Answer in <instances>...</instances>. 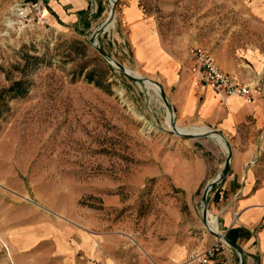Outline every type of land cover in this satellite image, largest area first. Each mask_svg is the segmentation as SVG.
<instances>
[{
    "label": "rangeland",
    "instance_id": "1",
    "mask_svg": "<svg viewBox=\"0 0 264 264\" xmlns=\"http://www.w3.org/2000/svg\"><path fill=\"white\" fill-rule=\"evenodd\" d=\"M32 1L0 0V264H199L212 238L205 187L191 196L175 174L195 183L227 153L215 138L173 134L162 98L91 45L112 0L98 1L104 15L87 34L23 19ZM164 1L172 30L223 70L250 64L247 78L264 85V18L249 0ZM123 5L97 41L148 78L118 40Z\"/></svg>",
    "mask_w": 264,
    "mask_h": 264
},
{
    "label": "crops",
    "instance_id": "2",
    "mask_svg": "<svg viewBox=\"0 0 264 264\" xmlns=\"http://www.w3.org/2000/svg\"><path fill=\"white\" fill-rule=\"evenodd\" d=\"M98 1L101 3V0H44V15L58 30L87 34L104 15ZM165 3L164 0H124L118 40L127 41L136 67L162 85L180 123L207 127L228 139L233 160L227 178L212 192L209 215L217 218L219 233L230 236L244 250L245 264H264V85L260 83L261 94L252 99L222 97L208 86L197 85L190 72L194 62L189 51L194 45L187 42L182 28L171 29L166 13L171 7ZM247 6L253 14L264 18V0H249ZM238 66L240 69L224 65V70L252 81L247 73L256 74L253 67ZM256 70L264 74V67ZM222 169L223 165L217 164L206 175L201 170L200 180L195 183L177 174L175 180L184 186H194L189 189L192 196L201 192L200 187H206ZM222 190L225 198L221 202ZM211 236L205 249L216 240ZM187 249L186 245H177L175 259L182 261ZM239 260V254L232 248L217 257L218 264H239Z\"/></svg>",
    "mask_w": 264,
    "mask_h": 264
},
{
    "label": "built area",
    "instance_id": "3",
    "mask_svg": "<svg viewBox=\"0 0 264 264\" xmlns=\"http://www.w3.org/2000/svg\"><path fill=\"white\" fill-rule=\"evenodd\" d=\"M94 4L95 1H93ZM24 5L18 9L19 15L23 16V19L30 17L31 21L38 19L43 24H47L44 15V0H34ZM189 55L194 62L190 72L197 85L208 86L222 97L240 96L252 99L261 94L260 81H245L240 75L223 70L211 51L202 47H192ZM224 198L225 192L222 190L219 193V201L222 202ZM228 248L229 246L225 241L216 238L210 247L206 248L202 254L194 257L193 260L199 264H218L217 257ZM5 249L8 250L6 245Z\"/></svg>",
    "mask_w": 264,
    "mask_h": 264
},
{
    "label": "water",
    "instance_id": "4",
    "mask_svg": "<svg viewBox=\"0 0 264 264\" xmlns=\"http://www.w3.org/2000/svg\"><path fill=\"white\" fill-rule=\"evenodd\" d=\"M115 16H116V4L111 8V12L109 17L106 19L105 22H103L101 24V26L99 28H97L95 30V32L93 33V35L91 36L90 39V43L91 45L108 61V63L112 66V67H117L118 70L125 75L127 78L131 79L134 82H137L139 84H151L154 85L156 87L159 88L160 90V96L163 100V102L165 103L169 113L171 114V116H173V119L171 121V127H172V133L174 134L175 130H176V125H175V118H176V113L174 110V107L172 105V103L170 102L169 98L167 97V95L165 94L163 87L148 78H144L141 76H134L132 75L127 68L121 64L120 62H118L117 60H115L111 55H109L105 50H103L100 46L99 43L97 41V38L101 35V34H105L109 28V26L111 25V23L114 22L115 20ZM178 136H183V137H192V138H204V137H210V138H215L217 141L219 139H221L222 141H224L226 147H227V156L225 159V163L223 165V169L222 171L219 173V175L212 181H210L203 192V196H202V213H201V220L202 223L205 227V229L211 233L214 237H216L217 239H222L223 241H225L229 248L234 249L235 251H237V253L239 254L240 260H239V264H245L246 263V257H245V252L243 249H241L239 246H237L236 244H234L233 242H231L227 236L222 233L220 231V233H216L214 231H211L208 229V211H209V203H210V197L212 195V192L214 190V188L218 185H220L221 183H223L225 181V179L227 178L229 172H230V168H231V163L233 160V149L231 144L229 143L228 139L222 134L219 133L215 130H208L207 132L204 133H200V134H184V133H180L178 132Z\"/></svg>",
    "mask_w": 264,
    "mask_h": 264
},
{
    "label": "bare ground",
    "instance_id": "5",
    "mask_svg": "<svg viewBox=\"0 0 264 264\" xmlns=\"http://www.w3.org/2000/svg\"><path fill=\"white\" fill-rule=\"evenodd\" d=\"M113 2H112V4H111V8L116 4V2L118 1V0H112ZM113 23H115V20H114V22ZM113 23H111V24H113ZM117 70H118V68L117 67H115ZM131 73V72H130ZM132 75H134V76H141V75H139V74H137V73H131ZM142 77V76H141ZM146 86L150 89V91H153L154 92V94L158 97V98H161V96H160V90H159V88L158 87H156V86H154V85H151V84H146ZM163 106L166 108V113H167V118L169 119V122H170V129H171V131H172V127H171V121H172V119H173V116H171V114L169 113V111H168V109H167V107H166V105H165V103L163 102ZM208 131V129H206V128H203V127H196V128H178L177 126H176V130H175V132H174V134L175 135H178V132H180V133H184V134H200V133H204V132H207ZM216 140V139H215ZM217 141V140H216ZM218 144H220L221 145V147L225 150V152L227 153V147H226V145H225V143H224V141H222L221 139H219L218 141ZM207 218H208V229L209 230H211V231H214V232H216V233H219V230H218V221H217V218L215 217V216H213V215H209V211H208V216H207Z\"/></svg>",
    "mask_w": 264,
    "mask_h": 264
},
{
    "label": "trees",
    "instance_id": "6",
    "mask_svg": "<svg viewBox=\"0 0 264 264\" xmlns=\"http://www.w3.org/2000/svg\"><path fill=\"white\" fill-rule=\"evenodd\" d=\"M227 238L235 244L234 240L230 236H227Z\"/></svg>",
    "mask_w": 264,
    "mask_h": 264
}]
</instances>
